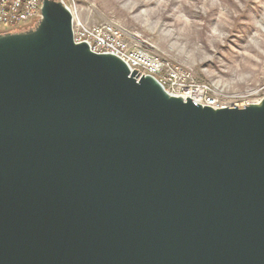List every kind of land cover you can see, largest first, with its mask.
<instances>
[{
    "label": "water",
    "instance_id": "obj_1",
    "mask_svg": "<svg viewBox=\"0 0 264 264\" xmlns=\"http://www.w3.org/2000/svg\"><path fill=\"white\" fill-rule=\"evenodd\" d=\"M41 13L0 34V264H264V97L171 95Z\"/></svg>",
    "mask_w": 264,
    "mask_h": 264
},
{
    "label": "rangeland",
    "instance_id": "obj_2",
    "mask_svg": "<svg viewBox=\"0 0 264 264\" xmlns=\"http://www.w3.org/2000/svg\"><path fill=\"white\" fill-rule=\"evenodd\" d=\"M66 1L89 24L113 22L151 53L193 68L227 99L264 96V0Z\"/></svg>",
    "mask_w": 264,
    "mask_h": 264
},
{
    "label": "built area",
    "instance_id": "obj_3",
    "mask_svg": "<svg viewBox=\"0 0 264 264\" xmlns=\"http://www.w3.org/2000/svg\"><path fill=\"white\" fill-rule=\"evenodd\" d=\"M61 1L73 15L75 42H86L95 53L120 57L131 71L138 70L140 75L155 77L171 95L181 96L185 100L191 98L198 104L213 108L258 102L264 97L248 96L237 101L227 99L219 86L199 79L193 68L173 64L151 53L147 44L138 36L129 35L113 22L89 24L80 18L76 4ZM41 7L42 0H0V34L36 26L42 16ZM3 27L10 29L5 31Z\"/></svg>",
    "mask_w": 264,
    "mask_h": 264
}]
</instances>
